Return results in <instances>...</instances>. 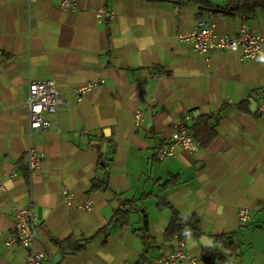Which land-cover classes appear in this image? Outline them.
Segmentation results:
<instances>
[{"label":"crops","instance_id":"obj_1","mask_svg":"<svg viewBox=\"0 0 264 264\" xmlns=\"http://www.w3.org/2000/svg\"><path fill=\"white\" fill-rule=\"evenodd\" d=\"M98 9L105 13L101 20ZM198 19L197 5L188 1L76 0L75 8L64 12L59 0H0V182L5 188L0 264L25 262L20 246L5 243L13 233L14 210L26 207L35 213L33 250L46 254L43 264H137L169 253L175 241L162 235L170 210H158L155 202L159 213L151 217L138 204L129 225L118 228L112 220L120 201L137 198L151 187L150 179L162 181L169 174L185 180L166 192L181 217L196 214L210 238L236 233L243 254L224 264H264V116H254L253 102L264 89V52L252 60L220 51L202 57L177 39L195 29ZM202 19L219 35L235 34L245 24L264 37V7L244 22L238 15L209 11ZM31 80H53L67 101L56 114H42L48 130L34 137L28 134L25 105ZM88 84L96 86L77 95ZM245 101L247 106L230 110L220 122L208 148L195 153L177 148L166 161L151 159L178 119ZM136 111L142 113L139 126ZM108 138L114 144L109 183L121 193L119 199L87 193L97 152L106 149ZM31 147L43 155L38 174L22 165ZM65 190L73 195L70 205L63 201ZM87 202L89 210L81 207ZM240 207L250 213L247 224L238 220ZM106 225L107 237L97 235L83 252L62 261L50 241L92 235ZM140 228L155 240L145 251L132 232ZM183 241L191 256L204 258L199 239Z\"/></svg>","mask_w":264,"mask_h":264},{"label":"built area","instance_id":"obj_2","mask_svg":"<svg viewBox=\"0 0 264 264\" xmlns=\"http://www.w3.org/2000/svg\"><path fill=\"white\" fill-rule=\"evenodd\" d=\"M32 4L36 0H27ZM76 0H59V7L62 11H72L75 8ZM104 16L102 9L96 11V17L100 20ZM177 39L188 46L193 52L205 57L212 51H223L235 53L240 60H251L260 56L264 51V38L252 31L246 26H241L234 35H218L213 32L211 27L199 20L196 28L189 33L177 35ZM96 84H88L77 91V95H82L91 91ZM259 93H264L260 89ZM256 103L255 113L257 116H264V100L259 98L254 100ZM67 103L65 97L57 90L53 80L35 81L28 83L27 97L25 105L28 112V134L33 137L38 133L48 130V122L42 118L43 113L56 114L60 107ZM141 113L136 111L134 122L137 126L141 125ZM190 117L185 116L177 120L173 125V132L169 144L164 148L157 150L156 158L159 161L168 160L173 156L175 148L194 153L198 150V145L194 141L189 131ZM22 165L30 174H38L43 169V155L33 147L27 149L22 155ZM11 173L9 176H13ZM4 191V186L0 183V195ZM73 195L63 192V201L70 205ZM90 203L82 205L84 209H90ZM238 219L240 223H247L250 219L249 211L240 207L238 210ZM14 234L6 243L10 246L18 243L27 251L24 264H42L45 260L43 253H34L32 250L33 242L36 238V217L31 208L15 209L12 214ZM185 245L178 242L174 250L164 256L155 258L148 262L140 264H195L199 261L184 251ZM203 263V262H202ZM127 264V263H125Z\"/></svg>","mask_w":264,"mask_h":264},{"label":"trees","instance_id":"obj_3","mask_svg":"<svg viewBox=\"0 0 264 264\" xmlns=\"http://www.w3.org/2000/svg\"><path fill=\"white\" fill-rule=\"evenodd\" d=\"M167 1L175 4H181L183 1L192 2L197 5V18H202L204 12L221 13L226 16L238 15L241 20L247 21L254 17L258 10L264 7V0H226L221 6L212 5L207 0H154ZM158 73L166 74L167 72L161 68ZM260 98L264 99V93H260ZM247 102H241L239 105L229 106L222 104L217 112L209 114H199L190 112L191 121L189 124L190 133L200 149H206L217 137V129L220 122L229 116V111L234 109H241ZM92 139L88 142L92 143ZM114 147L113 141L107 139L106 149L104 151L98 150L97 163L95 168V175L91 179L87 193H102L108 194L111 199L120 198L121 193H116L112 190L110 177V158L112 157L111 149ZM156 158V154L151 158ZM143 181L147 180V175H143ZM151 187L148 190L142 191L137 198L120 201V206L113 212L112 220L116 219V227L123 228L130 223V213L132 210H137L138 204L144 199L152 196L156 199V207L158 210L168 209L171 212L169 221L163 231L162 238L165 240L173 239L178 236V239L183 240L185 237H193L199 239L203 233L200 230V219L196 214H190L181 217L176 209L167 199V190L177 187L185 182L180 174H169L165 180L150 179ZM110 200V199H109ZM108 225L98 229L92 235H82L80 237L68 236L62 240L51 238V243L58 249L61 261L67 256H74L83 252L87 244L97 235L104 234L108 236ZM133 233L139 234L140 241L143 245L144 251L155 243L154 238L147 235L141 228L133 229ZM236 233L220 234L216 237L215 243L212 247L202 249L204 261L206 264H224L230 258H239L243 254L242 246L235 241Z\"/></svg>","mask_w":264,"mask_h":264},{"label":"bare ground","instance_id":"obj_4","mask_svg":"<svg viewBox=\"0 0 264 264\" xmlns=\"http://www.w3.org/2000/svg\"><path fill=\"white\" fill-rule=\"evenodd\" d=\"M103 12H104V11H103ZM104 14H105V13H104ZM104 17H105V15L103 16V18H104ZM103 18H102V19H103ZM100 20H101V19H100ZM199 20H201V21H203L205 24L209 25V26L211 27V29L213 30V27H212L209 23H206L202 18H199L198 21H199ZM198 21H197V22H198ZM241 26H246V25H245V24H242ZM241 26H240V27H241ZM240 27H239V28H240ZM246 27L249 29L248 26H246ZM239 28H238V29H239ZM238 29H237V31H238ZM193 30H194V29H193ZM249 30H250V29H249ZM237 31H236V32H237ZM250 31H251V30H250ZM190 32H191V31H190ZM213 32H214V31H213ZM252 32H253V31H252ZM214 33H215V32H214ZM254 33H256V32H254ZM215 34H217V33H215ZM257 34H258V33H257ZM218 35H219V34H218ZM232 35H234V34H232ZM259 35H260V34H259ZM261 36H262V35H261ZM262 37H263V36H262ZM263 38H264V37H263ZM220 52H223V51H220ZM263 52H264V51H263ZM209 53H210V52H209ZM226 53H228V52H226ZM262 54H263V53H262ZM262 54H261V55H262ZM261 55H260V56H261ZM200 56H201V55H200ZM202 57H203V56H202ZM258 57H259V56H258ZM256 58H257V57H256ZM254 59H255V58H254ZM251 60H252V59H251ZM263 100H264V99H263ZM253 102H254V116H256V117H261V116H257V115H256V113H255V106H256V103H255V101H253ZM139 112H140V111H139ZM140 113H141V112H140ZM134 114H135V113H134ZM185 116H189V117H190V121H191V115H190V113L187 114V115H185ZM185 116H183V117H185ZM183 117H182V118H183ZM133 118H134V115H133ZM182 118H180V119H182ZM141 120H142V113H141ZM178 120H179V119H178ZM190 121H189V124H190ZM141 122H142V121H141ZM188 128H189V126H188ZM189 131H190V129H189ZM172 132H173V130H172ZM38 134H39V133H38ZM36 135H37V134H36ZM171 135H172V133H171ZM33 137H34V136H33ZM170 137H171V136H170ZM169 140H170V138H169ZM169 140H168V142H167L164 146L158 148V150L161 149V148H164L165 146H167V145L169 144ZM196 144H197V143H196ZM175 149H177V148H175ZM198 149H199V147H198ZM194 153H195V152H194ZM173 155H174V151H173ZM171 158H172V157H171ZM169 159H170V158H169ZM156 160L159 161L158 159H156ZM165 161H166V160H165ZM159 162H162V161H159ZM0 183H1V182H0ZM2 184H3V183H2ZM3 186H4V185H3ZM4 191H5V188H4ZM4 191H3V192H4ZM65 191H66V190H65ZM3 192H2V193H3ZM2 193H1V194H2ZM72 199H73V198H72ZM87 203H90V202H87ZM85 204H86V203H85ZM83 205H84V204H83ZM90 205H91V203H90ZM81 207H82V206H81ZM26 208H31V207H26ZM243 208H245V207H243ZM21 209H25V208H21ZM31 209H32V208H31ZM83 209H84V208H83ZM90 209H91V207H90ZM246 209H247V208H246ZM32 210H33V209H32ZM85 210H89V209H85ZM238 210H239V209H238ZM247 210H248V209H247ZM33 212H34V211H33ZM237 214H238V212H237ZM249 216H250V213H249ZM237 217H238V215H237ZM238 220H239V219H238ZM250 220H251V216H250L249 221H250ZM249 221H248V222H249ZM12 222H13V220H12ZM239 222H240V221H239ZM248 222H247V223H248ZM247 223H245V224H247ZM241 224H243V223H241ZM36 226H37V221H36V225H35V231H37V230H36ZM12 231H13V233H12V236H13V234H14V230H13V228H12ZM12 236H11V237H12ZM202 236H203V235H202ZM205 236H206V235H205ZM11 237H10V238H11ZM10 238H9V240H10ZM36 238H37V236H36ZM36 238H35V240H36ZM212 239H214V238H212ZM9 240H8V241H9ZM35 240H34V242H35ZM173 240L175 241V245H174L173 249H172L169 253H171V252L174 250V248H175V246L177 245L178 242H181V243H183V244L185 245V243H184L183 240L178 239V236H174V237H173ZM214 240H215V239H214ZM8 241H7V242H8ZM7 242H6V243H7ZM34 242H33V244H34ZM6 243H5V244H6ZM214 243H215V242H214ZM214 243H213V245H214ZM12 245H18V246H20L18 243H14V244H12ZM12 245H10V246H12ZM213 245H212V246H213ZM6 246H7V245H6ZM10 246H7V247H10ZM212 246H211V247H212ZM20 247H21V246H20ZM21 248H22V247H21ZM22 249H23V248H22ZM23 250L26 252V256H27V251H26L25 249H23ZM32 250H33V246H32ZM184 251L188 254V256L190 255V253L186 250V247L184 248ZM33 252H34V253H43V254L45 255V260H46L47 257H46V254H45L44 252H35L34 250H33ZM169 253H167V254H169ZM164 255H166V254H164ZM164 255H162V256H164ZM190 256H191V255H190ZM160 257H161V256H160ZM191 257H193V256H191ZM157 258H158V257H157ZM193 258H194L195 260L199 261V262H197V263H195V264H202V262H203V263L205 262V261H204V258H196V257H193ZM25 259H26V258H25ZM154 259H155V258H154ZM45 260L42 262V264L45 262ZM151 260H153V259H151ZM151 260H150V261H151ZM147 262H148V261H147ZM140 263H143V262H139V263H137V264H140ZM123 264H125V263H123ZM127 264H129V263H127ZM184 264H185V263H184ZM186 264H188V263H186Z\"/></svg>","mask_w":264,"mask_h":264},{"label":"rangeland","instance_id":"obj_5","mask_svg":"<svg viewBox=\"0 0 264 264\" xmlns=\"http://www.w3.org/2000/svg\"><path fill=\"white\" fill-rule=\"evenodd\" d=\"M158 163V162H157ZM154 165H156V163H154ZM160 165V163H158L155 167H157V166H159ZM156 201H155V198L154 197H152V196H150V197H148V198H146V199H144L141 203H140V205H144V207L145 208H147L146 209V212H149L150 213V215H151V217H153V216H157L158 215V211H156L155 210V208H154V203H155ZM155 205H156V203H155ZM164 210V209H163ZM155 211H156V213H155ZM155 214H154V213Z\"/></svg>","mask_w":264,"mask_h":264},{"label":"water","instance_id":"obj_6","mask_svg":"<svg viewBox=\"0 0 264 264\" xmlns=\"http://www.w3.org/2000/svg\"><path fill=\"white\" fill-rule=\"evenodd\" d=\"M96 148H98V147H96ZM115 221L116 220L113 221L112 226H115ZM143 227L145 228V221H143ZM214 242H215V240L210 238L209 236L203 235L199 238V243L203 249L210 248Z\"/></svg>","mask_w":264,"mask_h":264}]
</instances>
